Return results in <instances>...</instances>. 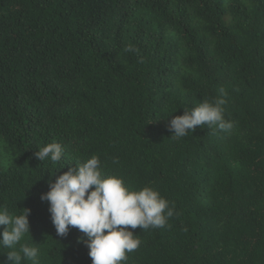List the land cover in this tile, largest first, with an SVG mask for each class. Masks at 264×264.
I'll use <instances>...</instances> for the list:
<instances>
[{"label": "trees", "instance_id": "1", "mask_svg": "<svg viewBox=\"0 0 264 264\" xmlns=\"http://www.w3.org/2000/svg\"><path fill=\"white\" fill-rule=\"evenodd\" d=\"M221 88L231 130L172 136ZM53 142L64 157L39 161ZM92 155L175 205L165 227L129 228L141 244L121 264H264V0H0V208L30 210L40 264H92L40 199Z\"/></svg>", "mask_w": 264, "mask_h": 264}, {"label": "clouds", "instance_id": "2", "mask_svg": "<svg viewBox=\"0 0 264 264\" xmlns=\"http://www.w3.org/2000/svg\"><path fill=\"white\" fill-rule=\"evenodd\" d=\"M125 52L137 53L129 45ZM143 62V58L140 59ZM211 102L204 100L183 115L171 119L169 128L177 139L183 138L197 126L207 125L219 131L231 130L233 124L224 118L226 93ZM171 136V137H172ZM60 143H50L39 149L35 156L39 161L49 160L58 165L64 157ZM40 199L49 204L51 222L59 237L67 236L70 228H76L86 239H78L88 248L92 264H121L140 247L141 241L130 229L163 228L175 213V205L151 187L131 190L124 180L116 175L106 176L101 171V160L92 155L85 162L60 175L49 184V191ZM29 209L13 214L0 208V247L7 248L10 264H40L39 245L22 243L30 237ZM31 238V237H30Z\"/></svg>", "mask_w": 264, "mask_h": 264}]
</instances>
